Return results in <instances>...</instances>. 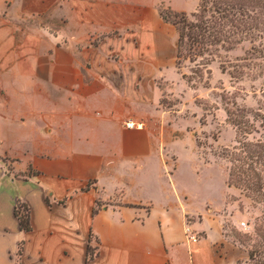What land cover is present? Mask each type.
Returning a JSON list of instances; mask_svg holds the SVG:
<instances>
[{
    "label": "crops",
    "instance_id": "crops-1",
    "mask_svg": "<svg viewBox=\"0 0 264 264\" xmlns=\"http://www.w3.org/2000/svg\"><path fill=\"white\" fill-rule=\"evenodd\" d=\"M158 4L0 0V264L247 257L219 211L230 187L194 151L182 176L181 139L154 130L159 82L180 76Z\"/></svg>",
    "mask_w": 264,
    "mask_h": 264
},
{
    "label": "trees",
    "instance_id": "trees-1",
    "mask_svg": "<svg viewBox=\"0 0 264 264\" xmlns=\"http://www.w3.org/2000/svg\"><path fill=\"white\" fill-rule=\"evenodd\" d=\"M159 12L177 29L176 67L193 87L199 83L209 85L210 65L215 61H220L222 71H229L232 77L252 73L255 77L264 76V0H200L191 13L171 6H161ZM245 42L251 44L250 48L229 70L221 60L223 53ZM187 61L194 64L190 73L181 71ZM230 100L227 121L236 130V144L226 150L230 162L227 183L244 191L252 200L264 203V97L258 99L256 108ZM24 209L19 215L20 225L23 230H29L30 215L26 206ZM246 237L254 241L248 260L236 264H264V213L256 222L254 234Z\"/></svg>",
    "mask_w": 264,
    "mask_h": 264
},
{
    "label": "rangeland",
    "instance_id": "rangeland-1",
    "mask_svg": "<svg viewBox=\"0 0 264 264\" xmlns=\"http://www.w3.org/2000/svg\"><path fill=\"white\" fill-rule=\"evenodd\" d=\"M199 1L159 0L158 8L171 6L191 13L198 7ZM169 27L173 28L178 37L176 27ZM250 46L249 42H245L236 49L223 53L221 60L228 65L229 70H233V65L238 63L237 58L244 56ZM185 65L181 71L190 73L193 62L187 61ZM210 66L212 75L207 86L199 83L193 87L183 79L178 69L176 70L180 76L175 70H168V79L172 81L161 79L159 82L162 89L159 106L161 115L155 118L154 130L168 141L171 138L181 139L174 146L182 157V176H186L190 169L187 153L194 151L200 154L206 164L213 167L216 184L220 186L221 183H226L230 187L228 193L224 194L228 205H222L219 211L225 215L228 234L247 252V257L241 260L245 262L254 242L247 240L246 235L254 234L256 222L264 213V203L252 200L244 191L227 183L230 162L226 157V150L232 149L236 144V130L227 121L226 108L231 106L227 104L229 99L230 102L236 100L241 105L256 108L258 99L264 97V76L255 77L252 73L236 78L229 71H222L220 61H215ZM245 70L249 71L248 68Z\"/></svg>",
    "mask_w": 264,
    "mask_h": 264
},
{
    "label": "built area",
    "instance_id": "built-area-1",
    "mask_svg": "<svg viewBox=\"0 0 264 264\" xmlns=\"http://www.w3.org/2000/svg\"><path fill=\"white\" fill-rule=\"evenodd\" d=\"M186 234H187V236H188V238H189L190 240H192V241H197V240H198V236H197V234H195V233L191 230V228H190L189 226H187V228H186Z\"/></svg>",
    "mask_w": 264,
    "mask_h": 264
}]
</instances>
